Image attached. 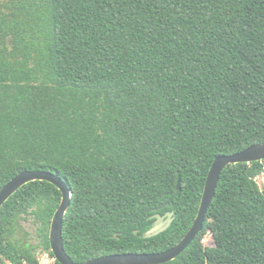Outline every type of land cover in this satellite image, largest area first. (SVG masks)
I'll return each mask as SVG.
<instances>
[{
    "label": "trees",
    "instance_id": "16d2710c",
    "mask_svg": "<svg viewBox=\"0 0 264 264\" xmlns=\"http://www.w3.org/2000/svg\"><path fill=\"white\" fill-rule=\"evenodd\" d=\"M261 143L264 0H0V191L24 171L61 177L74 262L173 248L215 159ZM262 175L264 161L227 167L203 231L165 264H264ZM61 200L46 181L9 199L0 263L39 264L6 237L24 213L55 260ZM167 212L171 226L148 237Z\"/></svg>",
    "mask_w": 264,
    "mask_h": 264
},
{
    "label": "water",
    "instance_id": "95a60500",
    "mask_svg": "<svg viewBox=\"0 0 264 264\" xmlns=\"http://www.w3.org/2000/svg\"><path fill=\"white\" fill-rule=\"evenodd\" d=\"M264 161V143L251 146L246 150L233 154L217 157L213 162L202 195L200 207L196 219L183 239L173 248L158 253H124L106 255L84 263L74 262L66 252L63 230L65 216L71 206L73 191L67 183L56 174L45 171H24L18 174L0 191V211L3 206L24 186L36 182L46 181L56 186L62 194V200L59 208L55 212L49 232L51 250L61 264H165L174 261L197 239L204 228L208 211L213 203L218 189V184L224 170L231 166L241 163L251 164ZM181 181L179 180V184ZM179 188V186H178ZM173 212H167L165 215L159 213L151 217L156 220L154 227L148 232V237L157 236L166 231L173 222ZM138 233V232H136Z\"/></svg>",
    "mask_w": 264,
    "mask_h": 264
},
{
    "label": "rangeland",
    "instance_id": "374dc122",
    "mask_svg": "<svg viewBox=\"0 0 264 264\" xmlns=\"http://www.w3.org/2000/svg\"><path fill=\"white\" fill-rule=\"evenodd\" d=\"M257 182L260 188L264 190V175L258 177ZM40 227V223L37 222L34 216L25 213L20 214L6 223V237L18 247L22 253L35 256L39 264H51L55 260L43 250ZM203 244L205 247L214 245L211 234H207L204 237ZM0 264L10 263L2 261Z\"/></svg>",
    "mask_w": 264,
    "mask_h": 264
}]
</instances>
